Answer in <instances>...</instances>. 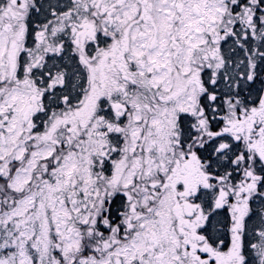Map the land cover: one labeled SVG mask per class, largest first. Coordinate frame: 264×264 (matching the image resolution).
I'll return each mask as SVG.
<instances>
[{
	"label": "snow or ice",
	"instance_id": "6c2138e0",
	"mask_svg": "<svg viewBox=\"0 0 264 264\" xmlns=\"http://www.w3.org/2000/svg\"><path fill=\"white\" fill-rule=\"evenodd\" d=\"M0 264H264V0H0Z\"/></svg>",
	"mask_w": 264,
	"mask_h": 264
}]
</instances>
